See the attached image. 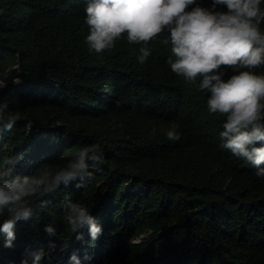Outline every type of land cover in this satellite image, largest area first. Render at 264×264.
Returning <instances> with one entry per match:
<instances>
[{
    "label": "trees",
    "instance_id": "trees-1",
    "mask_svg": "<svg viewBox=\"0 0 264 264\" xmlns=\"http://www.w3.org/2000/svg\"><path fill=\"white\" fill-rule=\"evenodd\" d=\"M86 3L0 0V101L18 112L11 132H0V157L23 152L14 173L23 176L66 163L84 145L104 152L91 181L61 184L41 198L47 205L33 203L12 247L0 233V264L30 262L41 248L43 264H70L73 253L82 264H264V178L221 147L226 117L171 70L162 34L142 65L132 52L140 45L126 39L90 53ZM176 122L182 136L173 141L166 130ZM66 193L102 225L94 243L87 227L78 240L64 222Z\"/></svg>",
    "mask_w": 264,
    "mask_h": 264
},
{
    "label": "clouds",
    "instance_id": "clouds-1",
    "mask_svg": "<svg viewBox=\"0 0 264 264\" xmlns=\"http://www.w3.org/2000/svg\"><path fill=\"white\" fill-rule=\"evenodd\" d=\"M85 13L90 53L112 49L117 40L126 39L140 45L132 52L142 65L153 53L150 41L162 34L161 42L171 46L166 60L171 70L209 93L210 113L226 117L219 132L221 147L256 165L255 174L264 178V167H260L264 164V72L252 70L264 65V0H211L209 6L200 0H87ZM224 66L232 69L227 78ZM5 84L0 79V87ZM17 114L9 110L6 100L0 101V132H11ZM166 136L173 141L181 138L179 122L166 130ZM23 155L0 157V233L5 247L13 246L15 224L32 215L34 202L45 206L48 201L41 198L61 184L77 180L79 187L91 181L92 168L99 171L104 159L101 146L91 143L64 164L44 163L30 174L14 175ZM62 207L63 220L76 239H83L84 233L78 230L87 227L94 243L103 228L88 204L66 193ZM45 231L53 235L56 228L47 224ZM46 255L41 248L31 253L30 262L24 258L21 264H43ZM70 264H82L76 253Z\"/></svg>",
    "mask_w": 264,
    "mask_h": 264
}]
</instances>
